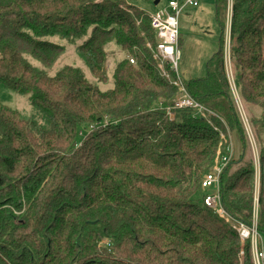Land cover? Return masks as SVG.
<instances>
[{"label": "trees", "instance_id": "16d2710c", "mask_svg": "<svg viewBox=\"0 0 264 264\" xmlns=\"http://www.w3.org/2000/svg\"><path fill=\"white\" fill-rule=\"evenodd\" d=\"M138 1L0 0V85L38 112L0 103V264H254L237 227L252 226L259 187L264 236V0H234L230 33L240 98L261 111L249 122L259 169L227 72L226 0L206 76L183 82L205 114L175 107L181 88ZM54 39L77 47L96 83L54 72L66 53ZM110 45L125 56L102 90ZM225 159L220 214L202 181Z\"/></svg>", "mask_w": 264, "mask_h": 264}, {"label": "rangeland", "instance_id": "374dc122", "mask_svg": "<svg viewBox=\"0 0 264 264\" xmlns=\"http://www.w3.org/2000/svg\"><path fill=\"white\" fill-rule=\"evenodd\" d=\"M151 4H147V0H140L136 2L147 13H154L160 9H164L167 5V0H162L159 6L154 5L155 1L150 0ZM227 0H226V17H227ZM225 30V54L226 65L229 80L231 82L233 93H238L237 87V70L234 62L230 59L229 54V36L227 32V22ZM180 35L179 45L181 58L178 67V77L182 82H188L192 79L204 78L207 74V64L218 52L220 48V35L221 28L216 19V4L215 0H201V6L198 9L188 8L180 16ZM228 41V42H227ZM54 42L61 43L66 46V53L57 63L54 70L57 71L65 65L74 66L84 71L86 77L92 82L96 83L97 80L92 76L90 69L86 63L79 57L77 47L69 45L66 42L54 39ZM227 48V49H226ZM227 50V51H226ZM109 53V79L108 83H101L99 87L102 90H109L114 87L113 72L117 66L119 60H121L125 53L118 50L116 46L110 45L108 49ZM235 95V94H234ZM237 96V94H236ZM235 96V98H236ZM237 96V97H238ZM182 97V95L180 96ZM241 99V98H240ZM239 99V109L244 112L248 121L254 116L260 115V109L254 106L247 105ZM0 103L8 105L13 109L18 110L22 117L27 120H35L38 115L37 110L31 105L29 96L20 95L12 92L0 85ZM251 124H249L250 126ZM250 136L248 140L250 142V148L247 151L246 162L255 161L257 169H259V151L257 147V141L253 132V128L250 126ZM233 142V140H232ZM234 144V143H233ZM264 247V236H261Z\"/></svg>", "mask_w": 264, "mask_h": 264}, {"label": "built area", "instance_id": "2783aa9c", "mask_svg": "<svg viewBox=\"0 0 264 264\" xmlns=\"http://www.w3.org/2000/svg\"><path fill=\"white\" fill-rule=\"evenodd\" d=\"M160 3L159 5L161 4ZM155 5V3H154ZM157 5V6H159ZM201 5V0H167V5L164 9H160L154 13H149L150 24L152 29L157 35V45H156V56L155 58L160 63V69L163 71V76L167 79L173 81V75L175 77V84L181 88V95L177 100L176 108H195L198 109L200 114L209 113V111L194 101L186 92L183 87V82L178 77V67L181 58L180 45H179V35H180V16L188 8L196 9ZM227 34L229 36V50H230V33H231V23L233 17L234 0H227ZM228 42V41H227ZM227 49V48H226ZM227 51V50H226ZM227 54V53H226ZM230 54V51H229ZM130 62L135 64V60L131 59ZM164 66L169 68V71L164 70ZM231 84V82H230ZM232 88V86H231ZM233 91V90H232ZM234 97L238 96V93ZM180 95V96H181ZM235 98L237 106L240 97ZM240 101H242L240 99ZM239 109V106H238ZM170 115H172L171 108H168ZM240 115L246 129V133L250 136V126L249 121L242 110H240ZM107 125V121L105 122ZM93 128V127H92ZM232 146L230 152H232ZM229 159H225L219 166L215 167L202 181V189L206 194L204 198V203L210 209L215 210L220 214H225L221 201V177L223 175L224 169L226 168ZM258 189L254 209V217L252 226L240 223L238 224V232L243 241H250L252 245V254L254 264H264V247L261 239V235L258 231Z\"/></svg>", "mask_w": 264, "mask_h": 264}, {"label": "water", "instance_id": "95a60500", "mask_svg": "<svg viewBox=\"0 0 264 264\" xmlns=\"http://www.w3.org/2000/svg\"><path fill=\"white\" fill-rule=\"evenodd\" d=\"M159 3H160V0H156V1H155V5H156V6L159 5Z\"/></svg>", "mask_w": 264, "mask_h": 264}, {"label": "crops", "instance_id": "0c3cea01", "mask_svg": "<svg viewBox=\"0 0 264 264\" xmlns=\"http://www.w3.org/2000/svg\"><path fill=\"white\" fill-rule=\"evenodd\" d=\"M148 1V3L147 4H151V2H150V0H147ZM201 6V5H200ZM200 6L198 7V8H200ZM198 8H196V9H198Z\"/></svg>", "mask_w": 264, "mask_h": 264}]
</instances>
